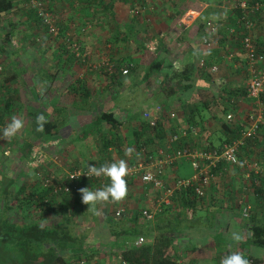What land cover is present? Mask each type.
I'll use <instances>...</instances> for the list:
<instances>
[{"label":"crops","instance_id":"crops-1","mask_svg":"<svg viewBox=\"0 0 264 264\" xmlns=\"http://www.w3.org/2000/svg\"><path fill=\"white\" fill-rule=\"evenodd\" d=\"M12 2L14 6L11 11L0 15V65L3 66L2 77L0 75V114L4 118L3 122H10L13 115L24 121V127L14 136L12 145L20 165V174L25 167L39 159L42 161V158L49 160L46 162L48 167L45 182H52V179L68 181L71 172L86 169L90 164L100 166L125 159L130 166L138 161H146L149 154L156 155L157 147L164 144L169 135L188 127L190 117L201 121L194 125L197 135L188 133L183 137L184 146L193 149L217 148L228 143L227 140L232 137V130L229 132L224 126L229 125L226 114L233 113L235 119L231 125H239L240 119L243 120L248 111L256 107V102L247 98L245 92L249 78L245 55L238 47L235 36L230 33L232 27L229 28L238 0H110L108 9L103 7L102 0H45L47 7L67 27L58 36L48 34L36 21L26 0ZM91 2L92 8L99 11L95 18L89 15L91 12L88 13ZM134 9H139V13L135 15ZM259 18L262 27L264 13ZM89 19L94 22L88 21L86 24L85 21ZM208 20L220 25L218 34L210 36L213 45L209 47L202 43V37L206 34L205 23ZM81 24L83 26L80 28ZM70 25H73L75 30L73 40L83 46V51L92 56V53H97L98 60L93 65H81L69 57L71 52L67 49L63 37ZM261 27L255 29L254 36L259 49L264 50V27ZM230 53L233 57L228 59ZM88 55L82 63L89 61ZM151 57L159 61V70L151 72L147 79L145 77L148 58ZM201 59H204L205 63L202 66L199 65ZM108 63L113 66V70L114 65L120 63L116 70L119 83L111 79L110 74L113 72L108 71ZM127 63L131 69L127 67ZM125 67L128 68V73L122 74ZM184 67H192L191 87L167 88L166 82L171 74ZM212 67L216 69L211 70ZM26 74L30 75L29 79L25 78ZM83 76L88 77L87 88L91 106L89 110L79 106L73 107L72 102L79 101V96L68 91L75 80ZM26 87L34 92V99L20 100L17 93L12 95L13 92ZM199 90L211 94V102L206 108L199 106ZM135 92L139 93L143 108L138 111L135 106L131 109L126 106L122 113L118 104H121L123 97L127 100L133 98ZM156 96L158 99L152 102V98ZM57 99L62 101L60 104L63 106H68L62 113L63 123L57 135L45 142L33 144L34 148L28 154L25 150L28 144L26 141L34 143L41 133L36 131L37 126L26 128V122L29 125L32 121L36 122V117L41 113L52 119ZM158 104L161 105L160 121L166 132V139L159 142L155 140L154 145L143 144L141 147L142 143L135 135L140 122L144 121L141 114L145 110L152 112ZM103 111L112 112L120 123L119 127L114 128L103 120L102 131L93 136L84 135V128ZM263 132L264 119L258 136L248 146V150L252 147V154L258 156L262 167ZM102 142H111L104 152ZM81 143L84 144V149L81 148ZM4 145L1 148L3 151L11 148L9 143L4 142ZM87 147L89 150H86ZM128 148L134 150L130 156L125 155ZM60 153L62 164L57 163ZM184 162L190 164L187 160L180 159L169 165L162 164L160 169H151L157 173L164 187L172 186L179 178L193 177V169L189 174L186 166L182 168ZM31 167L33 170V166ZM249 173L246 166L241 164H219L214 179L205 188V196L196 199V209H185V215L191 220L188 219L183 226L178 223L182 210L171 199L173 195L167 197L162 189L142 182L137 175H128L125 178L128 186L125 199L119 202L98 203L95 206L99 214L87 211L88 206L82 203L79 193L72 197L71 201H67L68 209L65 212L59 208L61 203L64 204L63 198L57 197L53 218L60 219L52 224H59L62 217L69 219L70 233L83 249L90 251L86 264H122L119 259L120 251L130 241L111 233L107 217L113 214L112 210L124 208L126 216L123 214V218L125 217V221L129 220L137 206L142 203L143 209H148L154 214L153 220L158 212H163L166 208L171 209V213L167 210L162 213L165 218L160 224L170 218L178 224L172 233L178 264H218L225 255V249L234 250L243 246V252L247 251L264 260V250H255L253 246L244 245L242 241L245 232L248 236L250 234L246 219L241 214L239 200L249 203L255 218L264 221V206L253 207L256 201L248 189ZM81 180L72 182L80 188L89 187L96 190L98 183H81ZM235 181L238 190L232 193V183ZM108 183L110 181L103 178L99 188ZM221 184L224 185L222 188ZM212 195L217 196L216 206L212 204ZM223 206L226 209H223ZM196 210L205 211V220L227 219L228 227L223 229V226L218 228L217 225L206 224L204 220L197 218ZM153 220L145 219L146 222L151 221L147 222L148 229H151ZM126 222L128 225L129 222ZM206 225L209 226L207 230ZM200 227H204V230L199 231ZM233 230L242 235L240 242L230 238ZM216 243L221 248L219 252L215 251L219 260L213 261L215 254L212 250L219 248ZM74 260L75 256H71L70 261ZM263 263L264 261L259 264Z\"/></svg>","mask_w":264,"mask_h":264},{"label":"trees","instance_id":"trees-1","mask_svg":"<svg viewBox=\"0 0 264 264\" xmlns=\"http://www.w3.org/2000/svg\"><path fill=\"white\" fill-rule=\"evenodd\" d=\"M241 1L245 2L246 6L244 9L239 7V3ZM259 1L262 0H238V4L234 7L235 16L229 26V28H234V31L230 32L231 30L229 31V29L228 31L235 36L238 47H240V40L250 32L256 51L264 53V50H260L257 45V39L253 32L254 29L249 31L245 28L243 23L238 21L239 17L247 14V16L254 21V27L260 28L261 23L259 21V16L261 17L264 13V7L262 6L259 10H254V4ZM102 3L103 7L108 9L110 0H105V2L102 0ZM13 6L14 4L12 0H0V15L2 13L10 12ZM89 6L88 13L91 12L95 15L99 12L97 9L94 10V7L92 8V2L89 3ZM30 12L39 23V19L35 16V11L30 8ZM262 19L263 18H261V20ZM58 25L60 32L67 29V27L60 22V20L58 21ZM263 27L264 22H262L261 28ZM144 47L145 46H143V49ZM69 57L73 60L75 59L74 55L71 53L69 54ZM75 60L83 62L78 59ZM158 62L159 61H157L155 57L148 58V67L145 78L148 79L151 72L159 70ZM119 67L120 63L114 65V71L110 74L111 79L117 83H119V79L116 76V70ZM127 67L130 69L132 68L129 63H127ZM191 79L192 67H184L183 69L176 70L171 74L168 78V82H166L167 88L173 87L174 89L176 86H181L184 89H188L191 87ZM87 84L88 77L83 76L81 79H76L72 84L71 89L68 90L70 93H77L76 95L79 96V101L75 100L72 102L71 105H73V107L79 106V108L86 110L91 108ZM210 95L211 94L207 91L199 90L198 96L201 101L199 106L206 108L212 99H210ZM56 101L57 102L54 103L53 107V117L52 119L46 117L47 123L44 125V131L40 132V138H38L37 141H34V143L26 141L28 144L25 150L28 151V154L29 151L34 148L32 147L33 144L45 142L51 137L57 135L58 129L63 123L62 113L66 111L68 106L65 107L60 104L62 103L60 99H57ZM78 103H80V105ZM195 107L198 108V105H195ZM190 110H192V106L189 107V111ZM100 113L96 116V119L92 120V122L88 124L87 128H84V135L87 134V136H93V134H97L102 131L101 123L103 120L114 128H117V126L119 127L120 123L114 118V114L112 112L103 111ZM3 119L4 118L0 114V122L3 123ZM188 121L189 125H196L199 124V121L201 120L197 121L196 119L190 117ZM227 123L229 125L224 124V126L227 130H229V132L232 130V137L228 139L227 142H231L234 138H237L240 135V127L239 125L232 126L228 121ZM162 125V121L160 120L154 127L150 126L146 121H141L135 132L136 139L142 143L140 146L142 147L143 144L154 145L153 142L155 140L159 142L164 138L166 139V132ZM255 139H247L245 141V145L240 147L238 151L239 160H242L243 157L247 156L259 161L258 156L255 157V155L252 154V147H249L248 150V146H250L252 141ZM4 142L9 143L10 141L5 139ZM108 143L110 144L111 142H102L103 152L109 146ZM182 144L184 143H177L175 144V147H179ZM29 159L30 158H28V160ZM259 163L260 166L263 165L260 161ZM261 169L264 170V167L261 166ZM79 179H82L79 181L81 183L90 182L93 184H99V181L96 179L93 180L91 178L79 177L76 180H73L68 177V181H62L60 179H56L57 181H55V179H52L54 182L48 180L44 183L42 182L41 184L38 183L36 186H32L33 184L30 186L22 184L17 189H12L10 187L14 183L15 179L8 177L5 173L0 175V202L2 201L3 209L6 213L10 209H14L15 205L18 208V212L21 214L22 220L21 222L11 221L6 215H0V264H86L90 258V251L83 249L81 245L76 242V238L70 233L68 227L69 219L62 217L61 222L57 225H53L51 222L53 215H55L54 211L56 209V198L59 196L63 198L64 204L61 203L59 208L65 212L68 209L66 205L67 201H71V198L75 197L79 193L78 190L80 187H78V184L75 183ZM254 179L259 180V183H255ZM102 180L100 181L101 183ZM72 181L75 182L73 183ZM62 182H65L62 184L63 188L55 191V187ZM250 182L252 183L249 184L248 189H250L249 191L253 193L256 201L253 203V207L257 206L261 208V206H264L262 205L264 203V173H261L260 175L251 174ZM150 186L154 187L152 184ZM198 198H200V196L196 194L193 187L175 190L173 196L171 197L173 202L178 205L177 207H181V217L186 216L185 209H188L189 207L196 209L195 203ZM211 199L213 202L211 203L216 206L217 201L215 200H217V196L212 195ZM14 200L15 204H12ZM166 210L167 212H170L171 209L166 208L163 209V212L157 213V216H155L153 220L151 229H148L147 226L149 224L145 221L142 211L135 210V213L131 215L130 219L126 220L129 222L128 225L123 217L118 218L113 214L107 217L110 231L116 237L122 236L125 239H128L131 243H133V241L140 235L144 237V241L141 244L122 247L120 257L126 264H178L173 247L172 236L173 231H175V225L177 226L178 224L175 223L173 218H170L165 221V223L160 224V222L165 218V215L162 213L166 212ZM245 219L247 230H249L250 235L248 236L247 232H245L243 236L244 240H242L243 244L264 248V221L257 220L255 215L252 214V211H250L249 216ZM243 247L234 250H232L233 248L225 249V255L234 251H239L243 253L248 261H251V264H259L264 261L251 255L247 251L246 253L243 252ZM220 248L221 247L218 249L213 248L212 251L215 254L213 261L219 260V255L216 254L215 251L219 252ZM71 256H75L74 261H70Z\"/></svg>","mask_w":264,"mask_h":264},{"label":"built area","instance_id":"built-area-1","mask_svg":"<svg viewBox=\"0 0 264 264\" xmlns=\"http://www.w3.org/2000/svg\"><path fill=\"white\" fill-rule=\"evenodd\" d=\"M26 4L29 8L35 11L36 18L39 19V24L45 28L46 32L51 36H58L61 32L59 29L58 21L56 14L51 11L45 2V0H26ZM245 2L241 1L239 7L244 9ZM264 7V0L256 2L254 4V10H259L261 7ZM133 13L136 15L139 13V9H134ZM238 21L243 23L245 28L249 31L254 29V21L250 19L247 14L242 15L238 18ZM206 34L202 37V43L207 47L213 45V41L210 36L218 34L219 27L215 21L208 20L205 23ZM234 31V28L230 29ZM64 43L70 52L78 60L84 61L85 56L81 53L80 43L73 40V32H65L64 34ZM240 49L243 51L246 58V65L248 67L249 78L246 83V96L249 99H252L256 102L255 109H251L246 114L243 120L240 119V135L237 138H234L231 142L224 143L221 147L207 149L205 147L201 148H189L182 144L179 147H175V144L184 141L188 133L192 135H197V128L194 125H189L185 127L184 130H181L179 133L174 132L173 134L167 137V141L156 149L155 153L149 154L146 161H138L135 164L129 166L130 172L129 175H137L140 177L142 182L150 183L154 188L162 189L167 197L173 195L175 190H180L186 187H193L198 196H205V188L209 186L210 182L214 179L218 165L221 163L229 164H241L246 166L248 169L249 175L248 179L251 178V174L260 175L264 173V170L261 169L260 163L257 159L252 157H243L242 160L238 158V151L240 147L245 145L247 139H255L258 136L261 125L263 124V115H264V53L257 52L255 45L252 41V35L249 32L240 40ZM233 54H228V59H231ZM106 63V62H105ZM109 64V63H108ZM204 59H201L199 65H204ZM107 65V64H106ZM112 65H108V71L111 73L114 70ZM2 65H0V71H2ZM216 67H212L211 70H215ZM128 68L125 67L122 69V74H127ZM161 105L158 104L154 107L153 111H143L141 117L146 121L150 126L154 127L157 125V122L160 120ZM226 121L233 123L235 116L233 113H228L225 116ZM5 124L0 122V131L2 132ZM264 134V132H263ZM184 159L190 163V166L193 169V177L189 179H177L174 184L171 186L164 187L162 181L157 176V173L151 168H158L162 164L169 165L173 161ZM86 169H77L69 175L70 178L76 180L79 177L89 178L87 175H84L87 172ZM215 172V173H214ZM75 177V178H73ZM104 177L96 178L91 177V179H96L101 181ZM255 183H259V180L254 179ZM58 184L55 187V191H58L63 188L62 184ZM252 182H250L251 184ZM238 204L241 206V214L243 218L249 216L251 211V205L243 202L242 200L238 201ZM125 210L124 208H118L113 212L115 217H122ZM142 215L146 220H153V213L148 209H142ZM144 241L142 235L138 236L133 243H127V246L138 245ZM122 264H126L121 257L119 256ZM221 259L219 260L220 264ZM251 264V261H249Z\"/></svg>","mask_w":264,"mask_h":264},{"label":"rangeland","instance_id":"rangeland-1","mask_svg":"<svg viewBox=\"0 0 264 264\" xmlns=\"http://www.w3.org/2000/svg\"><path fill=\"white\" fill-rule=\"evenodd\" d=\"M89 15L91 17L95 18L94 14L90 13ZM88 21H91L92 23L94 22L93 19L92 20L89 19V20H86L85 23L87 24ZM82 26L83 25L81 24L80 28ZM255 29L256 28L254 27V31H255ZM66 32H73L74 33L75 30L73 29V25H70L69 29ZM80 46H81V53L84 56H87L88 54H86V51H83V46L81 44H80ZM92 54H93V56L92 55H88L89 56L88 57L89 61L87 60L85 63H82V62H79V61L76 60V62H78V64L85 65V66H89L90 64L93 65L94 63L97 62L98 55H97V53L96 54L92 53ZM75 59H77V58H75ZM75 59H74V61H75ZM2 68H3V66H2ZM1 72L2 71H0V75L2 77V73ZM29 76L30 75L26 74L25 78L27 77L29 79ZM15 93H17L19 95L18 98H20V100H24V98H27V101L29 100V98L34 99V95H33L34 92H32V90L30 88H28V87L20 88L18 90V92H13L12 95L15 94ZM133 96H134L133 98H129L128 100L125 97H123L121 104H118L120 106V108H121V112L122 113L124 112V109H125L124 107H126V106L128 107V109H131V107L133 108L135 106L136 107L135 109H137L138 111L143 108V102H142V100L140 98L139 93L135 92ZM120 99L121 98H119V100ZM157 99H158V96L152 98V102H155ZM132 102H135V104H131ZM198 108H199V106H198ZM3 124H4V122H3ZM6 125H7V123L5 122V126ZM28 126H31V127L35 128L37 125H36V122L32 121V122H30V125H29V123L27 124V122H26V128H28ZM19 136H21V135H19ZM14 139H15L14 137H12L10 139L9 138L7 139V141H10L9 144H10L11 148H9V150L7 149L6 151H3L1 148H2V145H4V140L5 139L2 138V132L0 131V175L2 173H5L8 177H12V178L15 179L14 183L10 187L12 189H17L22 184H26L28 186L33 184L32 186H36L38 183L39 184H41L42 182L44 183L45 179L47 177V167H48L46 162H49V160L46 159V158H42V161H40V159H39V160H37L35 162H32L30 165L33 166V170H31L32 167L29 165L30 167L29 166L25 167L24 171L21 172V174H20L19 173V168H20L19 166L20 165H19V162L16 159L17 158L16 154L12 150V145H13ZM35 139H33V140H35ZM11 141H12V143H11ZM4 147H6V146L4 145ZM81 148L82 149L85 148L83 143H81ZM86 150H89V148L87 147ZM81 154H85V153L81 152ZM60 156H61V153L59 154L58 159L60 158ZM59 161H57V163H61V164L63 163V160H61V158L59 159ZM23 165L25 166V164H23ZM183 166H186L188 168L189 174H191L192 168H191L190 164H188L187 162H184L183 165H182V168H183ZM33 173L35 175H32ZM183 176H187V175L183 174ZM182 178H188V177H182ZM99 184H101V183H99ZM99 184H96V186H95L96 189H99ZM232 184H233L232 193H234V192H236L238 190L237 182L235 181ZM222 186H224V185L221 184L220 188H222ZM93 190H95V189H93ZM12 204H15V200L12 202ZM138 204H139V202H138ZM142 206H144V205H142V203H141V205H138L137 206V210L138 211H142V209H143ZM223 207H224L223 209H226L225 206H223ZM112 212H114V210H112ZM125 213H126V211L124 212V214ZM1 214L6 215L11 221H17V222L22 221L21 220V216H20V214L18 212V208L14 205V209H10L8 212L5 213V210L3 209L2 201L0 202V215ZM196 215H197L198 219H201L202 221L204 220L206 222V224L209 223V224L214 225V226L217 225L218 228H221L223 226V229H224L225 226H226V228L228 227V224H226L227 219L224 220V218H223V220L222 219H218V221H217L216 219L209 218V219L205 220L204 218L206 216V213L203 210H196ZM124 216H126V214ZM59 219H60V217L59 218L54 217V218L51 219V222L52 223L53 222H58ZM187 220H188L187 215L185 217H181V218L179 217L178 223H180V225L183 226V225H185L187 223ZM147 222H149V221H147ZM208 227L209 226L206 225L205 226V230H207ZM202 230H204V227H200L199 231H202ZM254 249L255 250H264L263 248H259V247H254Z\"/></svg>","mask_w":264,"mask_h":264},{"label":"clouds","instance_id":"clouds-1","mask_svg":"<svg viewBox=\"0 0 264 264\" xmlns=\"http://www.w3.org/2000/svg\"><path fill=\"white\" fill-rule=\"evenodd\" d=\"M47 123L46 117L41 113L36 117V131L43 132L44 125ZM24 127V121L13 115L10 122L2 130V138L8 139L14 137ZM134 150L128 148L125 155L130 156ZM139 155V154H137ZM130 169L125 159H119L111 163H104L103 165H88V170L84 175L91 177H104L110 183L102 188L92 190L89 187L80 188L79 194L82 198V203L87 205V211H92L99 214L96 205L104 202H119L126 198L128 194V186L126 177L129 175ZM75 178V177H73ZM230 238L235 242L242 240V235L233 230L230 233ZM220 264H249L248 259L245 258L243 253L239 251L231 252L221 258Z\"/></svg>","mask_w":264,"mask_h":264}]
</instances>
